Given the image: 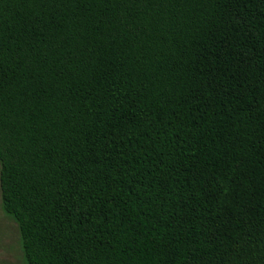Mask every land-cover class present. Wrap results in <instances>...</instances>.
<instances>
[{
  "label": "trees",
  "instance_id": "trees-1",
  "mask_svg": "<svg viewBox=\"0 0 264 264\" xmlns=\"http://www.w3.org/2000/svg\"><path fill=\"white\" fill-rule=\"evenodd\" d=\"M0 165L27 264H264V0H0Z\"/></svg>",
  "mask_w": 264,
  "mask_h": 264
},
{
  "label": "rangeland",
  "instance_id": "rangeland-1",
  "mask_svg": "<svg viewBox=\"0 0 264 264\" xmlns=\"http://www.w3.org/2000/svg\"><path fill=\"white\" fill-rule=\"evenodd\" d=\"M1 169V165H0ZM0 264H27L21 245L20 231L14 217L2 205L0 181Z\"/></svg>",
  "mask_w": 264,
  "mask_h": 264
}]
</instances>
